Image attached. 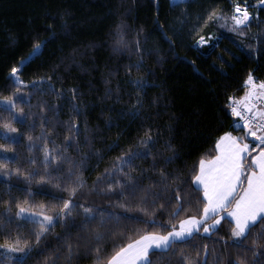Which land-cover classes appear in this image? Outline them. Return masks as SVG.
<instances>
[{"label":"snow or ice","instance_id":"6c2138e0","mask_svg":"<svg viewBox=\"0 0 264 264\" xmlns=\"http://www.w3.org/2000/svg\"><path fill=\"white\" fill-rule=\"evenodd\" d=\"M180 3L186 0H172L173 6ZM256 3L264 6V0ZM231 8L230 13L218 8L203 17L198 13L190 34L199 33L211 22L244 37L251 16L247 0H232ZM117 35V44L127 47L124 34ZM147 39L145 36V43ZM205 43V36L199 35L196 44ZM44 46L45 41L34 42L28 56L10 68L14 90L0 96V140L4 141L0 150L12 151V144H19L26 134L29 153L23 161L7 156L0 160V176L7 188V199H0L4 205L0 264H41V260L59 264L61 258L66 264L81 258L90 264H154L153 258L162 264H209L208 244L193 243L201 240L219 246L212 249V264H264V80L257 83L250 72L244 80V95L239 99L228 96L227 107L238 118L234 130L242 134L225 131L220 135L215 141L216 155L201 157L191 168L170 170L178 159L174 145H163L172 152L170 156L155 151L158 140L149 126L89 185L85 176L88 162L96 158L98 169L104 157L99 150H91L87 136L84 144L89 150L84 151L78 103L71 104L62 143L57 142L59 120L52 122L43 115L49 111L46 101L40 104L39 133L33 135L37 124L31 97L36 91L43 94L45 78L26 82L22 77L23 69L42 54ZM136 51H143L139 39ZM142 61L141 56L140 62L128 67L127 83L134 88L135 98L129 111L120 115L131 119L139 117L144 108L148 81L131 77L133 67L140 72ZM48 91L58 99L64 95L51 83ZM70 91L73 101L81 99L76 89ZM106 96H111V89ZM52 111L58 118L62 107ZM25 126L26 132H22ZM84 131H89L87 121ZM118 146L110 144L108 151ZM13 176L22 183L10 184ZM48 187L55 192L47 191ZM14 190L23 195L13 197ZM26 224L31 225L27 231ZM224 224L228 230L222 233ZM57 226L62 231L52 247L48 237ZM213 236L217 239L212 240Z\"/></svg>","mask_w":264,"mask_h":264},{"label":"trees","instance_id":"16d2710c","mask_svg":"<svg viewBox=\"0 0 264 264\" xmlns=\"http://www.w3.org/2000/svg\"><path fill=\"white\" fill-rule=\"evenodd\" d=\"M210 1L227 13L232 10V0ZM247 3L251 16L244 37L210 22L204 33L213 35L216 43L207 35L205 44L215 46L195 48L193 33L173 16L169 0H0V96L14 90L10 68L28 56L34 42L45 41L42 54L23 69L22 78L26 82L45 78L43 94L36 91L31 97L37 124L33 135L39 133L40 104L46 101L49 111L43 115L52 122L59 120L57 142L62 143L64 122L72 115L71 104L78 103L81 115L77 120L84 151L89 150L84 144L87 136L91 150H99L104 157L98 169L96 158L88 162L85 176L89 185L110 166L122 148L127 150L129 143L149 126L158 140L155 151L170 156L172 152L165 151L163 145L166 142L174 145L178 159L170 170L191 168L201 157L216 155L215 141L225 131L242 134L233 129L235 119L227 107V98L239 99L244 95V80L250 72L257 83L264 80V6L257 5L256 0H247ZM118 32L124 34L127 47L117 44ZM137 39L142 53L136 51ZM141 56V70L137 72L133 67L131 77L144 78L148 85L144 108L139 117L131 119L120 114L127 113L134 102V88L127 83L128 67L140 62ZM49 76L51 81L47 79ZM49 83L64 95L58 99L50 93ZM71 89L78 91L80 100H72ZM108 89H111L110 97L106 96ZM117 96H120L119 102ZM61 107L59 117H54L52 109ZM21 131L26 132V126ZM114 143L119 146L108 151V145ZM26 145L25 134L19 144H12V151L0 150V160L7 156L23 161L29 155ZM141 166L147 167V164ZM3 180L0 176V199H7ZM18 183L22 182L13 176L10 184ZM47 191L55 192V189L48 187ZM22 195V192H12L13 197ZM90 199L105 203L96 197ZM3 209L4 205L0 204V212ZM30 228L31 225H25V231ZM227 230L228 225L224 224L220 231ZM61 231L57 226L49 235L52 247L56 245V234ZM215 239L213 236L212 240ZM193 243L208 244V259L212 264V249L219 246L211 240ZM153 259L154 264H162ZM59 264L66 262L61 258ZM72 264H90V261L74 259Z\"/></svg>","mask_w":264,"mask_h":264},{"label":"rangeland","instance_id":"374dc122","mask_svg":"<svg viewBox=\"0 0 264 264\" xmlns=\"http://www.w3.org/2000/svg\"><path fill=\"white\" fill-rule=\"evenodd\" d=\"M169 2H170V8H171V12L173 16L180 23L182 20H187L188 22L184 23L183 25L189 30L192 28L193 24L196 23V16L198 13L203 17L212 8L219 9V4L213 1H210V0H186V3H180L178 6H173L172 0H169ZM204 28L199 33H193V36L196 39V41L199 39V35H204L205 38L207 35H210L213 37L214 42L216 43L213 35L204 33ZM203 45L210 46L207 44H202L199 46L195 42V48L201 47ZM214 46H210V47H214Z\"/></svg>","mask_w":264,"mask_h":264},{"label":"water","instance_id":"95a60500","mask_svg":"<svg viewBox=\"0 0 264 264\" xmlns=\"http://www.w3.org/2000/svg\"><path fill=\"white\" fill-rule=\"evenodd\" d=\"M235 128H236V124L233 125V129H235ZM235 131H239V130H235ZM248 139H249V141H251L253 144H255V141H252V138H251V137H249Z\"/></svg>","mask_w":264,"mask_h":264},{"label":"built area","instance_id":"2783aa9c","mask_svg":"<svg viewBox=\"0 0 264 264\" xmlns=\"http://www.w3.org/2000/svg\"><path fill=\"white\" fill-rule=\"evenodd\" d=\"M243 86H244V85H243ZM229 112H230V109H229ZM230 114H231V112H230ZM234 119H235V121H236V123H237L238 118L234 117Z\"/></svg>","mask_w":264,"mask_h":264}]
</instances>
